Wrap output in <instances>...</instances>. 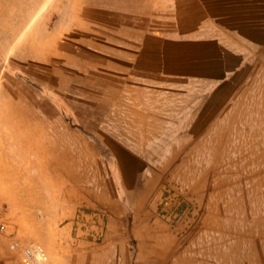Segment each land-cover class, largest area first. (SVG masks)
<instances>
[{"label":"crops","instance_id":"0c3cea01","mask_svg":"<svg viewBox=\"0 0 264 264\" xmlns=\"http://www.w3.org/2000/svg\"><path fill=\"white\" fill-rule=\"evenodd\" d=\"M43 2L44 18L15 25L8 33L12 36L7 40L22 44L16 47L21 53L0 56L44 59L47 78L56 79L52 84L46 78L53 110L66 115L74 103L91 105L84 94L69 91L107 90L103 84L99 87L98 80H108L129 92L181 94L182 102L197 98L195 105L206 109L198 120L204 125L192 126L196 135L205 132L208 137H225V131H231L228 136H232L235 128L245 129L233 123L253 121L254 131L264 138V98L254 99L260 106L254 116L242 113L241 108L238 112V107L246 106L249 93L264 89V0ZM2 41L6 42V37ZM27 42H34L29 50ZM33 134L30 131V148L37 143L31 140L37 138ZM69 134L81 137L83 148L87 145L95 154V181L91 189L80 178L62 180V192L77 196L69 198L71 201L97 209L51 212V217L57 218L51 223L58 225L55 235L59 240L48 246L45 264H217L191 240L190 231L175 232L156 211L134 204L149 201L146 173L155 170L151 158L111 131H87L79 126ZM95 138L110 141L96 142ZM5 143L0 136V146ZM103 145L109 150L108 169L104 170L98 163ZM19 181L15 182L19 187L15 201L26 193ZM87 195L95 198L87 200ZM103 199L111 208H101ZM75 217H81L83 224L73 220ZM103 220H107L106 227H100ZM83 225L82 233L100 234L99 240H72L73 230L79 236ZM0 264H5L4 258Z\"/></svg>","mask_w":264,"mask_h":264},{"label":"rangeland","instance_id":"374dc122","mask_svg":"<svg viewBox=\"0 0 264 264\" xmlns=\"http://www.w3.org/2000/svg\"><path fill=\"white\" fill-rule=\"evenodd\" d=\"M43 1L0 0V54L21 53L16 47L22 44L7 40L12 36L8 33L15 25L44 18ZM33 44L25 43L26 50ZM43 60L0 56V136L6 142L0 146V258L5 264H24L23 251L29 245L39 244L47 252L59 240L55 235L58 225L51 223L57 220L51 217L52 211L97 209L71 201L77 196L62 192V180L80 178L94 187L95 154L87 145L83 148L81 137L69 134L79 126L119 134V140L134 144L135 151L155 163V170L146 173L149 201L134 204L156 211L175 232L190 231L191 240L217 264H264V138L254 131L256 122L233 123L246 130L235 128L232 136H228L231 131H225V137H208L205 132L196 135L192 126L204 125L198 120L206 109L195 105L197 98L182 102L181 94L129 92L108 80H98L99 87L103 84L107 90L69 91L84 94L91 105L74 103L62 115L49 105ZM47 79L56 83L51 75ZM261 91L249 93L246 106L238 107V112L241 108L251 117L257 114L260 106L254 99L264 98ZM30 131L37 136L31 138L37 140L32 148L28 145ZM108 152L103 145L98 155L103 170L108 169ZM18 180L26 193L15 201ZM94 198L87 195V200ZM102 201L103 210L111 208ZM134 204L129 205L134 208ZM73 220L83 224L81 217ZM105 221L100 227L107 226ZM83 228L79 236L73 230L72 240H99L100 234H84Z\"/></svg>","mask_w":264,"mask_h":264},{"label":"built area","instance_id":"2783aa9c","mask_svg":"<svg viewBox=\"0 0 264 264\" xmlns=\"http://www.w3.org/2000/svg\"><path fill=\"white\" fill-rule=\"evenodd\" d=\"M47 260V252L39 244H31L23 251L24 264H45Z\"/></svg>","mask_w":264,"mask_h":264}]
</instances>
